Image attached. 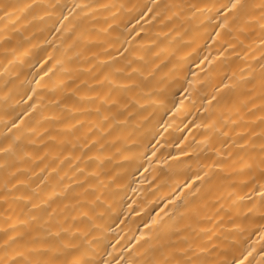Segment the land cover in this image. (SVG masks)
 I'll return each instance as SVG.
<instances>
[{"label": "bare ground", "instance_id": "6f19581e", "mask_svg": "<svg viewBox=\"0 0 264 264\" xmlns=\"http://www.w3.org/2000/svg\"><path fill=\"white\" fill-rule=\"evenodd\" d=\"M19 2L29 3L31 0ZM42 2L59 3L65 6L67 14V9L74 3L90 0ZM100 2L134 3L137 0ZM253 2L259 3L260 0ZM70 21L71 18L65 24ZM54 22L47 19L44 22L33 21L31 26L22 29L23 36L15 35L9 44H5L3 37L11 35V30L4 33V25L0 24V144L5 142V137L11 140L19 135L23 146L34 156L42 153L44 148L29 132V128H48L50 135L56 136L57 140L51 141L48 137L44 140L49 149L58 153L60 140L76 142L75 136H83L93 122H99L94 114L61 112L54 103L60 93L53 92V84L67 80L59 66L55 70V77L50 79L45 76L47 68L51 66L44 63L46 53H53L49 41L55 39L56 51L53 54L66 60L64 49L67 41H61L60 33L53 28ZM217 23L214 17L203 24L191 21L185 25L186 31L181 30V35L173 34L162 42V47L167 50V66L158 76L165 79L162 83L153 82L159 91L148 97L147 101L141 99L145 107L134 120L115 126L112 134L106 137L102 153H97L95 149L88 153L99 154L102 158L110 157L103 164L97 161L89 166V171L106 173L100 176V181L105 185L101 190L103 194L97 193L102 203L94 209L91 206L69 209L58 214L51 224L45 225L53 231L59 227L69 229L61 236L65 244L80 245L83 251L86 246L80 235L73 236L72 233L77 229L84 231L99 227L100 230L92 235L103 237L102 243L107 246V252H113L116 259L128 253L134 264H139V260L148 256L142 255L138 259V253H144L149 244L159 245L165 239L175 241L176 235L170 234L176 230H179L180 236H189L196 243L204 245L209 235L214 236L213 244L221 243L215 235L223 232L230 240L234 238L239 242L241 247L251 245L255 249L253 255L260 258L256 254L264 246V234L257 230L264 224L259 218L261 209L257 206L245 218L243 213L253 204L240 198L250 196L254 202H258L259 198L258 187L255 193L250 191L252 183L248 180L252 173L247 171L245 165L252 162L250 157L258 163L260 156L259 134L264 131V60L261 59L264 48L260 47L258 25H253L256 29L253 35L240 37L243 40L240 43L226 31L215 27ZM55 27H60V24H55ZM146 31L151 37L160 29L153 24L146 26ZM217 32L221 33L220 36H217ZM225 41H231L234 47H229ZM14 46L17 48L15 56L5 53V48ZM138 54L150 55L146 50ZM100 59L106 57L101 56ZM9 60L13 63L9 64ZM65 67L87 69L89 63L76 61L68 65L66 62ZM81 79L92 83L91 73L81 76ZM76 83L79 84V80ZM67 87L75 85L69 82ZM61 91L66 92L67 89ZM85 93L87 89L81 85V95ZM66 102L72 106L74 98L69 95ZM76 103L78 107H90ZM32 104L37 106L35 115H24ZM17 116H21L25 122L19 132L12 128L11 123ZM53 116H61L64 123L51 120L45 123L41 119ZM77 120L85 121V127L77 128L75 132L67 131L66 124H75ZM252 133L257 135L252 136ZM242 136L244 139H241ZM245 139L249 140V146L241 151ZM30 140H37L36 145H29ZM253 144L255 150L251 147ZM74 154H79V147ZM241 157L244 159L241 160ZM5 159L14 161L15 157L5 158L0 154V164ZM16 166L34 167L31 161L23 164L17 162ZM13 170L0 169V261L15 258L17 264H23L24 260L38 258L31 252L38 245L29 243L28 233L36 228L30 216L40 213L30 212L31 205L19 199L30 189L21 186L12 189L11 184L4 186L8 172ZM65 171L69 177L73 175L67 165ZM256 174L258 177V172ZM29 175L19 178L27 179ZM36 183L38 181L33 177L32 187ZM84 212H88L87 217L82 214ZM157 217L160 224L152 225V219ZM146 224L149 227L146 228ZM21 233L24 235L20 236ZM142 234L143 239L137 246L136 238ZM32 235H35L34 231ZM13 236L17 237L14 243L9 239ZM149 237V244H145L144 240ZM6 240L7 247L4 245ZM101 251L104 249L101 248ZM18 253H22L23 258ZM76 255L78 253L69 249L62 258L70 261Z\"/></svg>", "mask_w": 264, "mask_h": 264}, {"label": "snow or ice", "instance_id": "6c2138e0", "mask_svg": "<svg viewBox=\"0 0 264 264\" xmlns=\"http://www.w3.org/2000/svg\"><path fill=\"white\" fill-rule=\"evenodd\" d=\"M64 9L65 6L59 3H44L42 0H31L29 3H20L19 0H0V24L4 25L2 31L8 33L9 29L11 30V35L3 37L5 44L11 43L17 34L23 36L22 29L31 26L33 21L44 22L46 19L55 21L53 28L60 33L61 41H67L64 49L66 60L53 54L56 51L55 39L49 41L53 53H46L47 60L44 63L51 66L47 68L45 76L50 79L55 77V70L59 66L63 69L67 80H59L53 84V92L60 93L54 103L61 112L94 114L99 118V122H93L83 136H75L76 142L60 140L58 153L49 149L44 140L48 137L51 141H56V136H51L50 130L43 127L29 128V132L44 148L42 153L35 156L26 150L19 135L13 136L11 140L5 137V142L0 144V154L5 158L15 157L14 161L5 159L0 164V169H14L8 172L4 186L8 187L11 184L12 189L18 186L30 189L28 194L21 195L19 199L31 205L30 212L40 213L30 216V221L36 224V228L30 229L28 233L29 243L38 245L31 249L38 258L24 260L23 264H134L128 253L116 259L113 252H107V246L102 243L103 237L92 235L94 231L100 230L99 227L84 231L77 229L72 233L73 236L79 234L83 240L86 247L82 251L80 245H68L61 240L62 234L68 233L69 229L59 227L58 230L53 231L45 225L51 224L58 214H63L69 209L75 210L84 206H91L94 209L102 203L97 193L103 194L101 190L105 185L100 181V176L106 173L89 171V166L97 161L103 164L110 157L102 158L99 154L88 155V153L94 149L97 153H102L106 146V137L112 134L115 126L134 120L139 111L144 110L145 106L141 104V99L147 101L148 97L159 91L153 82L162 83L165 79L164 76H158L167 66V50L162 47V42L173 34L181 35V30H185V25L191 21L203 24L205 20L214 17L218 21L215 27L226 31L237 40H240V37L248 38L253 35L256 31L253 25H258L261 33L258 37L260 47L264 48V0H260L259 3L253 0H137L134 3H101L100 0H90V2L74 3L67 9V14ZM201 17L204 19L201 20ZM70 18V23L66 25L65 22ZM22 21L24 23H21ZM57 23L60 24L58 28L55 27ZM153 24L160 31L150 37L146 26L151 27ZM220 34L217 32V36ZM24 39L27 40L28 37ZM225 43L229 47H234L231 41ZM240 43H243V40H240ZM93 48L99 50L92 51ZM142 50H146L150 55L146 57L144 54H138ZM16 52L15 46L10 49L5 48L6 54L15 56ZM101 56L106 59H100ZM162 56L164 59H161ZM261 59L264 60V52L261 53ZM76 61H86L89 67L87 69L65 67L66 62L72 65ZM8 63L11 64L13 61L9 60ZM89 73H91V84L87 79H81V76H87ZM78 80L79 84L76 83ZM69 82L75 87L68 88ZM81 85L85 86L87 93L91 95L87 93L81 95ZM63 89L67 91H61ZM32 91L35 92V89ZM69 95L74 98L72 106L66 102ZM29 99L32 97L29 96ZM76 102L90 107H78ZM36 107L35 104L30 105L29 111L24 115L30 113L35 115ZM41 119L45 123L50 120L64 123L61 116ZM17 120L20 121L19 124L16 123ZM11 123L12 128L19 132L20 126L25 122L21 116H17ZM84 127L83 120H77L75 124H66V130L69 132ZM11 131L10 128L9 132ZM241 139L244 137L242 136ZM259 139L261 143L258 163L250 157L252 162L245 165L247 171L252 173L248 180L252 183L250 191L255 193L256 188H259L258 202H254L250 196L240 199H247L249 204H253V207L243 213L245 218L258 206L261 209L259 218L264 221V131L259 134ZM37 140H30L28 144L34 146ZM248 146L249 140L245 139L241 151ZM78 147L79 154L76 155L74 153ZM251 147L255 150L254 144ZM243 159L241 157V160ZM25 161H31L34 167L16 166L17 162L23 164ZM65 165L73 172L71 177L65 171ZM29 173L27 179L19 178ZM33 177L38 181L35 187H32ZM112 182H115L114 178ZM76 189L82 191L77 192ZM4 199L7 202V198ZM82 214L88 216V212ZM72 219L75 220L76 217ZM151 223L159 225L160 220L158 217L153 218ZM145 227L149 225L146 224ZM257 230L264 234V224H261ZM33 231L35 235H32ZM5 232L7 233V230ZM170 235H176L177 239L175 241L165 239L155 246L149 244L151 237L145 239L144 243L149 244V247L144 253H138L137 257L139 259L144 255L148 258L139 260V264H264V246L256 254L260 257L257 259L253 255L255 249L251 245L241 247L239 242L234 238L230 240L223 232L215 235L221 243L213 244L214 236L209 235L206 245L196 243L189 236H180L179 230ZM16 238L13 236L9 239L14 243ZM136 239L139 246L143 234ZM180 244L185 246L181 247ZM4 245L8 246V240L4 241ZM101 248L104 251H101ZM69 249L78 253L70 261L62 258ZM149 253L152 255H148ZM18 255L23 258L22 253ZM0 264H17V260L5 259L0 261Z\"/></svg>", "mask_w": 264, "mask_h": 264}]
</instances>
